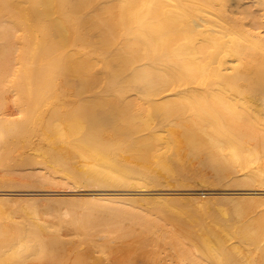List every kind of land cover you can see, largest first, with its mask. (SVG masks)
<instances>
[{
    "label": "bare ground",
    "instance_id": "1",
    "mask_svg": "<svg viewBox=\"0 0 264 264\" xmlns=\"http://www.w3.org/2000/svg\"><path fill=\"white\" fill-rule=\"evenodd\" d=\"M0 187V264H264V0H0Z\"/></svg>",
    "mask_w": 264,
    "mask_h": 264
},
{
    "label": "rangeland",
    "instance_id": "2",
    "mask_svg": "<svg viewBox=\"0 0 264 264\" xmlns=\"http://www.w3.org/2000/svg\"><path fill=\"white\" fill-rule=\"evenodd\" d=\"M10 105V104H9ZM11 107V106H10ZM90 186V187H89ZM85 185V186H83V187H81V190H79L80 188H70V187H68L67 185H63V186H61V187H59V188H57L56 186V188H53V187H49L48 188V190H47V188H42V189H45L46 191L45 192H47V193H51L50 195L48 194V195H39L38 197H49V198H52V197H54L55 198V200L56 201H58V203H60L61 205H59V204H57V202L55 203V207H56V205H59V208H60V206L61 207H63L65 204H68V202H71V201H78V200H84V197H85V199H88V197L89 198H91V194H93V193H95V192H105V191H101V189H99L98 187H97V189H96V187H92L91 185ZM85 187H88V188H85ZM53 188V189H52ZM149 188V189H148ZM148 188H146V190L144 189V191H142L143 189H137V191H136V189H134V188H131L130 190L129 189H126L125 188V191H124V188L121 190V188H120V192L118 191V190H112V188L111 189H109V190H111V192L110 193H113L114 191L117 193V195H116V193L114 192V194L113 195H111V196H115V197H125V198H128V197H130V199H132L134 202L136 201V200H134V199H136L137 197H143V198H141V200H139L140 199V197H139V199L137 198V201L136 202H138L139 201V203L140 204H143V203H145V202H143L144 200H142V199H149L150 197H156L157 196V191L159 190H161V192L162 191H165V192H171V191H173L174 189H172L171 190V188L172 187H169L170 189H168V187H166V188H163V190H162V188H160V187H148ZM157 188H158V190H157ZM175 188H177V189H179L178 187H175ZM201 188H203V187H201ZM200 188V189H201ZM0 189H1V187H0ZM14 189H16V188H13L12 190L14 191ZM27 190H29V188H26ZM31 190L33 189V188H30ZM35 189V188H34ZM150 189H154V190H150ZM164 189H166V190H164ZM204 189V188H203ZM17 190H20V189H17ZM16 190V192L15 193H17L18 191ZM35 190H38V189H35ZM39 190H41V188H39ZM51 190H56L55 192L54 191H51ZM72 190H74V191H72ZM96 190V191H95ZM102 190H105V189H102ZM106 190H108V189H106ZM139 190V191H138ZM157 190V191H156ZM171 190V191H170ZM126 193L127 192V194L128 195H126V194H123L124 192ZM158 191V192H159ZM106 192H108V191H106ZM123 192V193H122ZM90 193V194H89ZM122 193V194H121ZM131 193V194H130ZM134 193H135V195H134ZM140 193V194H139ZM149 193H151L150 195H149ZM154 193V194H153ZM155 193H156V195H155ZM88 194V195H87ZM120 194V195H119ZM90 195V196H89ZM125 195V196H124ZM149 195V196H148ZM214 195H221V194H214ZM52 196V197H51ZM88 196V197H87ZM132 196L134 197V198H132ZM136 196V197H135ZM146 196V197H145ZM11 197H15V195H13V196H11ZM16 197H23V196H20V195H17L16 194ZM67 197V199H64V198H66ZM69 197V198H68ZM71 197L73 198H76V199H74V200H72L71 199ZM78 197V198H77ZM82 197V198H81ZM87 197V198H86ZM145 197V198H144ZM215 197V196H214ZM218 197V196H217ZM59 198V199H58ZM71 201H70V200ZM151 199V198H150ZM62 200V201H61ZM63 201H65L64 203H63ZM67 201V202H66ZM141 201V202H140ZM63 203V204H62ZM47 204H50V203H47ZM51 205H53V203L51 204ZM57 208V207H56ZM60 212H62V211H60ZM48 214H45V216H43L42 218H44V219H46V217L48 218V219H51L52 220V222H50L51 220H48V219H46V221L47 222H50V223H52V224H54V223H57L58 221H60V220H66L65 218H61L63 215H61V214H58V215H53V216H51L52 214H49V212H47ZM50 216V217H49ZM56 216H58V218L56 217ZM61 216V217H60ZM59 219V220H58ZM65 232H68V230L67 231H65ZM72 233H67L66 235H65V237H64V240H66L67 242H68V240L67 239H69V240H71L72 241V239H73V241H75V242H71V244H72V246L73 245H75V246H73V247H76V248H73L72 246H71V248H73L74 250H73V254L75 255V254H78L79 255V253L81 252V254H82V252H83V254L86 252V249L88 250L89 249V247H90V245H91V247H92V245H93V243L91 242V244L89 245V247H87V242L85 243V241L84 240H82L83 241V243H85V244H82V245H84V246H82L81 245V243H82V241L80 242V240H78L77 239V236L75 237V239L73 238L74 236H73V234L71 235ZM70 235V236H69ZM66 236H68L67 238H66ZM79 238V237H78ZM79 241V243L80 244H78V241ZM94 242V241H93ZM100 241H98V244H101V243H99ZM74 243H76V244H74ZM95 243V242H94ZM96 244V243H95ZM94 244V245H95ZM109 244H112V246H117V244H119L118 243V241L116 242V243H108V245ZM114 244V245H113ZM66 245H68V243L66 244ZM80 245V248L78 247ZM93 245V246H94ZM105 245V244H104ZM107 243H106V248H107ZM159 245H162V243H159ZM69 246H70V244H69ZM82 246V247H81ZM109 246H111V245H109ZM163 247H164V245H162ZM162 246H159V249H161L162 250ZM90 247V251H91V249L93 248H91ZM161 247V248H160ZM68 248V246L66 247V249ZM84 248H85V251H84ZM105 248V250H109V249H106ZM168 247L165 245V247L163 248L164 249V251H165V253H164V251L162 252L161 250H159L158 249V252L159 253H161L162 252V256H163V258L166 260V258H168L166 261L165 260H162L163 262L165 261L166 263L165 264H169V262L171 261V258H172V255H173V252L172 251H170V249H169V251H168V249H167ZM94 249V248H93ZM102 249H104L103 247H102ZM167 249V250H166ZM79 250V251H78ZM95 250H98V248H96ZM94 250V251H95ZM74 251H75V253H74ZM76 251H78V252H76ZM145 251V252H144ZM143 252L142 251H139L140 253H144V254H142L141 256H143V255H145L146 254V252H149L148 250H144ZM66 252L68 253V249L66 250ZM107 252V251H106ZM109 252V251H108ZM107 252V253H108ZM111 252V251H110ZM168 252V253H167ZM171 252V253H170ZM113 253V252H112ZM111 253V254H112ZM167 253V254H166ZM97 253H95L94 252V255H96ZM99 254H101V253H98V256L97 257H100L99 256ZM103 254V253H102ZM102 254H101V257L100 258H102V259H104L105 261L107 260V257L109 258V256L111 257V259L110 260H112L111 262H110V260H109V262H110V264L111 263H113V264H118L119 263V261H120V259L119 258H117V256H120V254L119 255H117L116 253L115 254H112V255H109V253H108V255L109 256H102ZM104 254H105V252H104ZM133 254V253H132ZM137 254L139 255V253H138V251H137ZM136 254V255H137ZM164 254V255H163ZM165 254H166V257H165ZM171 254V255H170ZM68 255V254H67ZM77 255V256H78ZM117 255V256H116ZM135 255V254H134ZM148 255V253L146 254V256ZM167 255H168V257H167ZM68 257V256H67ZM159 257H161L160 256V254H159ZM119 259V260H118ZM170 259V260H169ZM117 260H118V263H117ZM104 261V262H105ZM169 261V262H168ZM107 262V261H106ZM109 262H107V263H105V264H109ZM66 264H68V262L66 263ZM137 264H141V263H137ZM161 264H162V262H161Z\"/></svg>",
    "mask_w": 264,
    "mask_h": 264
}]
</instances>
